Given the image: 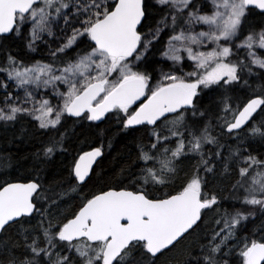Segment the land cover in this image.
<instances>
[{
	"label": "snow or ice",
	"instance_id": "6c2138e0",
	"mask_svg": "<svg viewBox=\"0 0 264 264\" xmlns=\"http://www.w3.org/2000/svg\"><path fill=\"white\" fill-rule=\"evenodd\" d=\"M15 38L28 51L4 53L0 121L30 117L55 133L40 149L51 158L65 151L67 119L92 127L115 116L135 134L136 158L127 186L80 197L64 215L103 144L74 159L67 189L38 174L0 181V235L20 237L0 239V264H264V236L237 235L251 214L222 210L207 178L222 164L241 205L264 211V153L239 145L223 157L207 120L222 112L229 137L264 148V83L247 79L264 81V0H0V49ZM37 42L43 59L29 55L41 54Z\"/></svg>",
	"mask_w": 264,
	"mask_h": 264
},
{
	"label": "trees",
	"instance_id": "16d2710c",
	"mask_svg": "<svg viewBox=\"0 0 264 264\" xmlns=\"http://www.w3.org/2000/svg\"><path fill=\"white\" fill-rule=\"evenodd\" d=\"M2 43L4 45L0 49V64L2 66H4L5 51H11L13 54L21 52L22 55L28 51L24 48V42L20 38L6 40ZM29 55L34 59H43V54L31 53ZM260 55L264 56V53H260ZM152 58L154 60L160 59L158 53L154 54ZM240 58L244 59L243 53H241ZM154 66L157 69L167 68L162 64H155ZM253 70L254 72L259 71L255 67ZM247 79L249 85H252L253 88L257 84L264 83V81L254 76L247 77ZM242 89L243 86L241 85V88L234 93L241 99L246 94V90ZM208 99L207 97L205 98V103L208 102ZM222 116H224V113H217L214 110L207 120L211 121V134L216 136L219 142L225 146L222 153L223 157L226 158L228 156L229 147L236 148L239 145L249 150L257 149L258 151L253 152L254 155L264 153V148H260L258 144L244 143L242 140H237L234 136L229 137L222 128L224 123V120L220 119ZM74 119H67L64 126L60 128L61 132L67 130L63 145L65 151L57 153L51 158L44 157L40 153V149L49 136L55 135V133H48L39 129L37 123L30 117L18 118L14 122L0 121V181L26 182L28 177L38 174L48 184H52L54 181H66L63 186L67 189L70 184L74 185L76 183L75 181H68V169L74 159L78 158V155L84 151L91 150L92 147L104 145L103 156L94 166L91 179L79 186V196L70 194V197L61 204L60 212L62 215L77 210V206L80 204V197L106 191L109 187L118 186L121 181H123L124 186H127L128 180L125 177H127L129 170L133 167L136 158V150L133 143L135 134L122 131L117 124L115 116L104 123L95 122L98 127L95 125L89 127L91 122L74 123ZM227 119H231V116H228ZM144 131L141 128V133ZM170 147H175V144H171ZM204 147L206 151H212L215 148L212 144H207ZM261 158H264V156ZM196 160L197 157L192 156L183 160L181 166L186 170H190ZM9 161L11 167H5ZM214 163H216L215 172L214 174H208L207 178L210 181L211 190L221 198V209H227L228 211L239 209L245 213H250L249 219L242 222L240 226L242 230L237 235L260 239L261 236H264V232L259 231L261 226L264 225V211L259 206H242L240 202L243 197L242 191H233L231 188L234 176H230L228 172H225L222 164L215 161ZM229 171L231 172V166ZM57 190L59 191V189ZM208 190L206 188L205 192ZM164 191H168V189H164ZM214 215L215 213H209L208 219L211 220ZM0 239L19 241L20 237L16 234L15 228H13L9 229L6 234L0 235ZM158 264H163V258Z\"/></svg>",
	"mask_w": 264,
	"mask_h": 264
},
{
	"label": "rangeland",
	"instance_id": "374dc122",
	"mask_svg": "<svg viewBox=\"0 0 264 264\" xmlns=\"http://www.w3.org/2000/svg\"><path fill=\"white\" fill-rule=\"evenodd\" d=\"M44 39L47 40L48 43H49L52 47H55V46H56V45L53 43V39H52V38H49V37L45 36ZM37 47H38V49H39V51H40L41 54H46L47 50L44 49L43 46L39 44V42H37ZM0 67H3V66L0 64ZM159 69H160V68H159ZM164 70L167 71L168 69H167V68H164ZM185 71H191V68H186V67H185ZM0 79H3L2 74H0ZM61 90H63V88H62ZM15 94H19V95L22 97V96H23V90H22V89H21V90H18L16 93H14V95H15ZM241 194L244 195L243 192H242Z\"/></svg>",
	"mask_w": 264,
	"mask_h": 264
},
{
	"label": "water",
	"instance_id": "95a60500",
	"mask_svg": "<svg viewBox=\"0 0 264 264\" xmlns=\"http://www.w3.org/2000/svg\"><path fill=\"white\" fill-rule=\"evenodd\" d=\"M144 99H145L144 97H141V100H140V101H137L136 105L139 106V104H140L141 102H144ZM136 105H134V106H136ZM89 151H90V150H89ZM99 159H100V158L97 159V162H98ZM97 162H96V163H97ZM96 163L93 165V168H94V166L96 165ZM91 173H92V172H91ZM91 173H90V175H91Z\"/></svg>",
	"mask_w": 264,
	"mask_h": 264
}]
</instances>
